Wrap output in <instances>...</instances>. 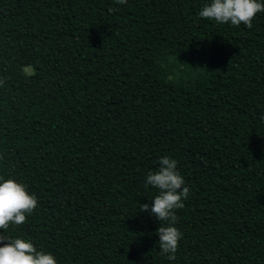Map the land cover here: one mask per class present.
<instances>
[{
	"label": "trees",
	"instance_id": "obj_1",
	"mask_svg": "<svg viewBox=\"0 0 264 264\" xmlns=\"http://www.w3.org/2000/svg\"><path fill=\"white\" fill-rule=\"evenodd\" d=\"M210 3L0 0V182L38 198L0 235L57 264H264V12ZM162 157L190 189L174 225L141 212Z\"/></svg>",
	"mask_w": 264,
	"mask_h": 264
},
{
	"label": "clouds",
	"instance_id": "obj_2",
	"mask_svg": "<svg viewBox=\"0 0 264 264\" xmlns=\"http://www.w3.org/2000/svg\"><path fill=\"white\" fill-rule=\"evenodd\" d=\"M128 0H116L127 4ZM110 9L109 11H114ZM264 12V0H211L199 12V16L217 23L239 26L242 23L251 29L256 15ZM3 80H0V85ZM178 162L169 157L160 159V167L147 174V184L159 190L151 204L141 205V212H149L161 222L174 225L178 217L177 209L185 207L183 201L189 196L190 189L177 171ZM38 206V198L30 194L26 187L13 179L0 182V229L7 230L10 224L21 225L26 222L27 214ZM161 255L169 260L176 259V252L182 233L175 226H161L157 231ZM7 241V242H5ZM0 264H57L52 254L38 251L32 242L22 238L9 240L0 235Z\"/></svg>",
	"mask_w": 264,
	"mask_h": 264
}]
</instances>
